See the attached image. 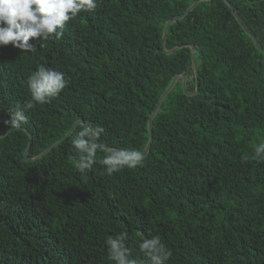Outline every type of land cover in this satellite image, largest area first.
Instances as JSON below:
<instances>
[{
	"label": "trees",
	"instance_id": "obj_1",
	"mask_svg": "<svg viewBox=\"0 0 264 264\" xmlns=\"http://www.w3.org/2000/svg\"><path fill=\"white\" fill-rule=\"evenodd\" d=\"M29 43L0 46V264H114L120 232L131 258L159 235L166 264H264V0H98ZM40 65L68 83L29 109ZM154 113L142 164L109 173L110 151L144 155ZM78 120L104 129L83 173ZM31 136L30 158L57 145L26 162Z\"/></svg>",
	"mask_w": 264,
	"mask_h": 264
},
{
	"label": "clouds",
	"instance_id": "obj_2",
	"mask_svg": "<svg viewBox=\"0 0 264 264\" xmlns=\"http://www.w3.org/2000/svg\"><path fill=\"white\" fill-rule=\"evenodd\" d=\"M97 2L98 0H0V46H6L11 42L16 49L35 51L36 47L29 43L30 38L60 39L66 22L76 18L82 11L94 12ZM67 83L63 72L40 65L28 78L31 101L25 107L30 109L33 103H46L49 98L63 90ZM26 122L27 116L19 107L12 111L11 121H4L6 125L11 124L13 127H19L21 123ZM103 131V127L89 126L74 135L72 146L75 151L83 154L74 161V167L79 172L92 169L96 162L97 150L102 147L97 141ZM39 156L37 158L43 155ZM143 159L144 156L139 150L121 149L110 151L100 163L106 165L107 171L112 173L125 167L135 168L142 164ZM249 159L248 156L242 157L245 161ZM251 159L264 161V143L254 147ZM127 239V232H120L107 238L108 259L114 264H166L172 256L160 236L154 235L143 239L139 244L147 260L131 258L130 249L126 245Z\"/></svg>",
	"mask_w": 264,
	"mask_h": 264
},
{
	"label": "water",
	"instance_id": "obj_3",
	"mask_svg": "<svg viewBox=\"0 0 264 264\" xmlns=\"http://www.w3.org/2000/svg\"><path fill=\"white\" fill-rule=\"evenodd\" d=\"M196 5H197V4H195L194 7H195ZM194 7H192L191 9H189L187 13H190V12L193 10ZM232 10H233V14L237 17L238 15H237V13H236V11L234 10L233 7H232ZM174 22H175V20H171V21L168 23V25H167V29H166L165 36H164V44H165V38H166V34H167V31H168V28H169V26H170L172 23H174ZM169 53H171V52H169ZM192 55H193V62H194V64H195V63H196V62H195V56H194V55H195V49H194L193 47H192ZM178 77H179V76H177V77L174 79V82H173V84H172L170 90H172L173 87L175 86V83H176ZM197 77H198V72H197ZM183 80H184V89H185V88H186V80H187V79H186V77H185L184 75H183ZM198 87H199V82H198V79H197V86H196V91L194 92V94H196V93L198 92ZM166 93H168V92H166ZM166 93L164 94V96L166 95ZM164 96H163V97H164ZM154 116H155V113L153 114V116H152V118H151V120H150V126H149V130H150V132H151V142H150V144L148 145V147H147V149H146V151H145V153H144L143 156H145V155L147 154V152L150 151L151 144H152V141H153L152 119L154 118ZM79 125H84L85 127H88V125H87L83 120H78V121L76 122L75 126L71 129V131H70V132L67 134V136L64 138V140H65L66 138H68V137L72 134V132L75 130V128L78 127ZM5 135H6V134L2 135L1 138L4 137ZM62 141H63V140H62ZM59 143H60V142H59ZM59 143H58V144H59ZM32 144H33V140H32V136H31V140H30L29 146H28L27 151H26V153H25V155H24V160H25L26 162H32V161L34 160V158H30V157H29V153H30V150H31ZM56 145H57V144H56ZM56 145H54V146H52V147H55ZM52 147H50L48 150H46V151H45L43 154H41L40 156H42V155L48 153L49 151H51V150H52ZM40 156H39V157H40Z\"/></svg>",
	"mask_w": 264,
	"mask_h": 264
}]
</instances>
